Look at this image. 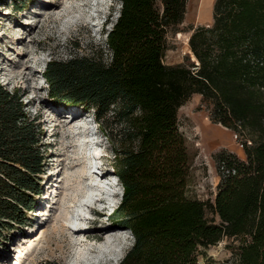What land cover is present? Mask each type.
Masks as SVG:
<instances>
[{
  "label": "trees",
  "instance_id": "1",
  "mask_svg": "<svg viewBox=\"0 0 264 264\" xmlns=\"http://www.w3.org/2000/svg\"><path fill=\"white\" fill-rule=\"evenodd\" d=\"M121 1L107 51L50 60L45 72L57 102L93 111L114 144L124 193L109 218L134 235L118 264H200L201 249L224 237L241 243L223 264H264V0H216L212 25L190 36L199 64L189 66L164 62L168 32L184 21L188 0ZM196 93L212 105V122L245 136V160L228 151L215 157L214 202L187 194L178 112ZM24 107L0 83V230L24 223L42 192L40 130Z\"/></svg>",
  "mask_w": 264,
  "mask_h": 264
},
{
  "label": "rangeland",
  "instance_id": "2",
  "mask_svg": "<svg viewBox=\"0 0 264 264\" xmlns=\"http://www.w3.org/2000/svg\"><path fill=\"white\" fill-rule=\"evenodd\" d=\"M117 2L0 1V83L22 96L27 116L35 120L40 130L38 147L42 155V173L39 174L42 192L34 194L37 207L35 211L27 212L24 223L1 228L0 264H76L75 251L90 259L89 264H115L134 243L130 230L127 233L131 238L111 232L120 229L113 226L109 215L121 202V196L116 195L112 184L117 182L123 189L116 174L117 158L113 142L100 124L89 140L79 134L80 129L75 127V122L71 123L69 116L84 115L81 123L90 124L93 111L81 112L78 105L57 102L45 77L50 60H66L74 54H89L92 50L98 54L105 51V32L113 26L109 27L111 21L116 19L109 17H113L115 8L112 4ZM106 20L108 24H105ZM212 23L202 24L196 17L185 16L180 25L168 32L164 62L167 65L188 66L197 63L190 53V36L197 27L211 26ZM211 109L212 105L196 93L179 109L178 119L190 158L187 194L214 202L220 182L216 155L228 151L245 160L246 154L243 148L245 136L212 122ZM91 167H99L101 173L107 172V177L101 181L114 191L115 206L105 208L99 201L94 204L95 195L83 200L87 183L85 173ZM95 182L99 183V180ZM60 191L63 192L58 196ZM80 201L86 205H81ZM206 215L217 223L221 221L211 208ZM71 224L77 227L87 225V230L104 228V241L75 245L67 230ZM108 236L121 237L118 260H111L106 250L112 244L105 241ZM240 243V238L224 237L216 245L201 249L199 263L233 262ZM96 247H100L101 251Z\"/></svg>",
  "mask_w": 264,
  "mask_h": 264
},
{
  "label": "bare ground",
  "instance_id": "3",
  "mask_svg": "<svg viewBox=\"0 0 264 264\" xmlns=\"http://www.w3.org/2000/svg\"><path fill=\"white\" fill-rule=\"evenodd\" d=\"M76 119H79V117L72 118L71 123L75 122V127L80 129L78 131L79 134L86 137L87 139L93 138L95 133H94V129L90 128V124L81 123L80 119L75 121ZM72 134L74 135V132H72ZM98 168L99 167H97V169H94L93 167H91L89 169L87 168V171L85 173L86 179H87L86 190H85L82 198L84 200L86 198H89V197H92L95 195V196H97V198H96V201L94 202V204H96L99 201L105 205V208L106 207L111 208V207L115 206V204L117 203L114 199L115 193L113 190H111V188L106 186L101 181L103 178L107 177L106 176L107 172L103 171L101 174H99L101 171L98 170ZM96 179L99 180V183L95 182ZM60 190H61V187H60ZM62 192L63 191H60L58 196H60ZM80 203H81V205L84 204V202H82V201H80ZM81 205H78V206L81 208L82 207ZM84 205H86V204H84ZM92 205H90L91 208L93 207ZM79 217H77V218H79ZM87 228H88L87 225L77 227V226H74L72 224L69 226V228H67V230L71 233L70 237H71V239L74 240L75 245L77 243H82V242L89 243V242L95 241V240L96 241H104V239L102 240V232H103L104 228H94L93 227V230H87ZM117 230H119V231H111V232H116V233L125 232V230H122V229H117ZM119 238H121V237L115 236V238H113L112 236L111 237L108 236L105 239L106 242L112 243L111 246L109 247V249H106V250H107V252H109V255H111V260H113V261H115L117 258L119 259V257H118L119 252H120V246L119 245L121 244ZM96 248H98L99 252L101 251L100 247H96ZM74 259H75L74 261H76V264H81V263L89 264L90 263V259L86 258L81 253L80 254L76 253V251L74 253Z\"/></svg>",
  "mask_w": 264,
  "mask_h": 264
},
{
  "label": "crops",
  "instance_id": "4",
  "mask_svg": "<svg viewBox=\"0 0 264 264\" xmlns=\"http://www.w3.org/2000/svg\"><path fill=\"white\" fill-rule=\"evenodd\" d=\"M215 1L216 0H188L185 16L196 17L198 22L202 24L212 23ZM200 19H203V21H200Z\"/></svg>",
  "mask_w": 264,
  "mask_h": 264
},
{
  "label": "clouds",
  "instance_id": "5",
  "mask_svg": "<svg viewBox=\"0 0 264 264\" xmlns=\"http://www.w3.org/2000/svg\"><path fill=\"white\" fill-rule=\"evenodd\" d=\"M121 4H122V1L121 0H118V2L116 3V4H112V6L115 8V11L113 12V17H109L110 19H114V18H116L115 19V21L117 20V18L119 17V14H120V10H121ZM115 21H111V23L109 24V27H110V25H113L114 23H115ZM108 22V20H106V22H105V24H108L107 23ZM113 27V26H112ZM111 27V28H112ZM111 28L110 29H108V30H111ZM105 34H106V32H105ZM92 116H94V114L92 115ZM90 117L92 120H91V122H94L95 124H96V126L95 127H90L91 129H94V131L96 130V129H98V127H99V122H98V120H97V118L96 117ZM84 117V115L82 116V115H79V118H83ZM79 120V119H78ZM99 174H101V172L99 173ZM110 184H112V182L110 181L109 182ZM113 186H114V188H115V193H116V195L117 196H121V198H122V196H123V193H124V189H121V188H119V184H117V182H116V184H112ZM121 229V228H120ZM114 231H119V230H114ZM128 232V230H126L125 231V233L126 234H123V233H120V234H122V235H125L127 238H131V236L127 233ZM115 234H117V233H115ZM124 258V257H123ZM122 258V259H123ZM121 259V260H122ZM121 260H120V262H121ZM120 262H117V261H115L114 263L115 264H118V263H120Z\"/></svg>",
  "mask_w": 264,
  "mask_h": 264
},
{
  "label": "built area",
  "instance_id": "6",
  "mask_svg": "<svg viewBox=\"0 0 264 264\" xmlns=\"http://www.w3.org/2000/svg\"><path fill=\"white\" fill-rule=\"evenodd\" d=\"M248 144H251L252 142L250 141V140H248V142H247Z\"/></svg>",
  "mask_w": 264,
  "mask_h": 264
},
{
  "label": "water",
  "instance_id": "7",
  "mask_svg": "<svg viewBox=\"0 0 264 264\" xmlns=\"http://www.w3.org/2000/svg\"><path fill=\"white\" fill-rule=\"evenodd\" d=\"M197 64H199V63H197Z\"/></svg>",
  "mask_w": 264,
  "mask_h": 264
}]
</instances>
